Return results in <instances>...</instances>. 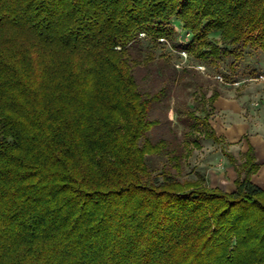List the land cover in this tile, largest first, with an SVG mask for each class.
Masks as SVG:
<instances>
[{"label":"trees","instance_id":"16d2710c","mask_svg":"<svg viewBox=\"0 0 264 264\" xmlns=\"http://www.w3.org/2000/svg\"><path fill=\"white\" fill-rule=\"evenodd\" d=\"M143 40L238 61L264 52V0H0V264H264L252 147L241 162L222 148L232 193L150 178L166 140L146 137L148 113L167 87L140 88Z\"/></svg>","mask_w":264,"mask_h":264},{"label":"rangeland","instance_id":"374dc122","mask_svg":"<svg viewBox=\"0 0 264 264\" xmlns=\"http://www.w3.org/2000/svg\"><path fill=\"white\" fill-rule=\"evenodd\" d=\"M170 26L176 32L177 42L190 41L181 21L173 19ZM209 39L220 44L219 33L210 34ZM130 59L142 90L167 87L163 99L153 102L148 113V118L158 123L146 137L152 141L166 140L164 153L146 156L150 178L157 184L170 176L180 182L213 187L217 178L224 175L229 185L224 190H231L234 169L222 148L243 161L245 143L234 138V132L239 125L256 119L259 99L264 96V52L246 47L238 61L232 56L201 60L179 54L167 43L152 46L143 40L131 50ZM214 92L219 93L216 105L209 100ZM206 115L211 128L228 144H219L205 135Z\"/></svg>","mask_w":264,"mask_h":264},{"label":"crops","instance_id":"0c3cea01","mask_svg":"<svg viewBox=\"0 0 264 264\" xmlns=\"http://www.w3.org/2000/svg\"><path fill=\"white\" fill-rule=\"evenodd\" d=\"M261 72L263 73L262 78H264V69ZM218 98L214 101V103L218 100ZM259 100L261 101V104L257 109L255 121L239 125V128L234 132V138H238L240 142L244 141L245 144L243 146L244 149L242 154L247 152L250 147L254 149L260 166L258 171L252 176V181L264 190V96L260 97ZM230 104L229 108L231 109L233 104ZM233 172L234 176L230 186L231 190H224L225 187H229L224 175L217 178V185L213 187L220 188L228 193L234 192L236 190L234 182L237 177V173L235 169Z\"/></svg>","mask_w":264,"mask_h":264},{"label":"built area","instance_id":"2783aa9c","mask_svg":"<svg viewBox=\"0 0 264 264\" xmlns=\"http://www.w3.org/2000/svg\"><path fill=\"white\" fill-rule=\"evenodd\" d=\"M182 54H183V55H186V53H184V52H183ZM185 57H186V56H185Z\"/></svg>","mask_w":264,"mask_h":264}]
</instances>
